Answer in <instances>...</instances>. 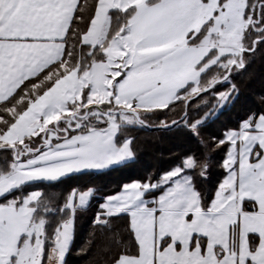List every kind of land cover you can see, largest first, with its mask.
<instances>
[{
	"label": "rangeland",
	"instance_id": "obj_1",
	"mask_svg": "<svg viewBox=\"0 0 264 264\" xmlns=\"http://www.w3.org/2000/svg\"><path fill=\"white\" fill-rule=\"evenodd\" d=\"M149 1L99 0L90 30L83 39L85 43L101 45L106 39L111 10H126L134 6L135 14L105 49L104 61L93 63L83 74H79L78 69H73L57 80L49 90L31 102L4 134H0V148H15L16 155L34 152L36 149L47 154L56 145L94 129L75 131L86 122H100L112 118L105 109L102 112L96 108L88 109L91 106L110 104L112 108L107 110H111L113 116L124 119L127 113L122 116L120 110L131 109L143 115L149 107L129 98L130 94L131 97H136L138 94L167 88L171 90L169 99L175 100L178 91L188 84H195L191 92L199 90L201 74L220 58L230 55V59L223 63L225 67H230L231 63L238 61L245 33L252 22L258 2L253 3L249 18L246 19L247 0H226L223 4L220 0ZM208 22H211V25L201 43L190 45L189 34H197ZM212 50H215L216 55L199 68L198 65ZM122 74V78L118 80ZM85 89L87 93L83 96ZM66 132L70 133L66 136ZM227 139L235 143V132H230ZM49 145L51 147H48ZM233 155L232 148L225 160L227 176L210 206L222 208L231 205V199L227 204L222 198L227 189L231 191L235 186ZM179 171L181 170L176 169L165 174L162 182L155 184H167L169 177ZM15 173V162L12 163L11 169L0 166V185L11 188L15 183ZM30 194L34 198L37 197L35 191ZM128 195L140 199V195ZM232 197L233 192L230 198ZM156 201L160 207L165 208L195 209L200 205L199 194L187 174L168 184L154 203ZM144 206L145 204L141 205ZM137 219L139 220V217L134 218V223L138 232L141 224L139 221L144 218L139 221ZM0 221H3L6 229L4 237L0 239V256L4 257L7 264H19L20 253L24 256L35 254L36 264H39L40 254L45 251L44 221L35 219L32 204L24 206L14 200L0 204ZM258 225L259 223L254 225L247 222V215H242L241 224L236 227L235 245L239 264H264V225ZM23 226H28L30 233L35 230V240L31 234H26L20 239ZM55 235L56 232L53 236V246L48 253V264H54L52 257L55 255ZM141 244L145 252H148V249L153 250L151 242L145 248L141 238Z\"/></svg>",
	"mask_w": 264,
	"mask_h": 264
},
{
	"label": "trees",
	"instance_id": "obj_2",
	"mask_svg": "<svg viewBox=\"0 0 264 264\" xmlns=\"http://www.w3.org/2000/svg\"><path fill=\"white\" fill-rule=\"evenodd\" d=\"M156 0H150L153 3ZM226 0H220L223 4ZM258 1L253 13L252 22L248 27L244 36L243 56L242 62L240 56L238 61L231 63L232 69L227 77L223 79L229 71L230 67L223 66L224 62L230 59V55H225L218 60L217 63L207 68L200 77L198 82L199 90L191 92L195 84H188L177 93L175 99L177 103L174 109L167 114L169 119L177 118L182 110L185 109V102L191 100L193 97L197 99L193 104L188 105V111L191 113L197 104L203 99H212L217 90L229 89V82H233L236 87L240 89V100L232 107L227 109L218 120L213 121L207 126L203 132V138L207 145V157L201 159V166L196 170L187 172L191 178V183L194 189L198 192L201 206L208 208L212 203L216 192L218 191L224 178L227 176L225 167V160L231 148V144L223 145L219 142L213 144V139L219 138L224 132L225 127L231 131H236L238 124H243V121L248 117L249 112L253 114L264 102L259 100V97L264 95V0H247L245 17L249 18L253 3ZM99 0H79V4L75 11L73 20L69 27L65 38V52L62 59L51 66L44 69L38 75L26 79L21 83L19 88L5 101L0 102V134H4L9 127L14 123L16 118L23 113L37 97L49 90L54 83L60 78L67 75L73 69H78L79 74H83L89 70L93 63L104 61L106 59L105 49L109 46L111 40L122 32L127 26L130 18L135 14V7L131 6L126 10L113 9L110 11V24L106 39L101 45H91L83 42V35L88 32L92 20L95 16ZM211 22L206 23L197 34L191 32L188 36V43L190 45H198L208 32ZM194 35V37H193ZM216 55L215 50L202 60L198 65L200 68L203 64L208 62ZM247 63L248 66L241 70V65ZM230 65V66H231ZM123 74L118 78H122ZM213 83L216 86L208 89L205 93L203 90L209 88ZM87 90H84L86 96ZM201 93H204L202 96ZM74 105V104H73ZM99 109L104 111L112 108L110 104L104 103L100 106H91L88 109ZM204 109H201L203 111ZM140 118L145 123L155 124L160 119L156 112H145L140 115ZM84 126V127H83ZM79 130H87L88 128H99L103 125L100 122L85 123ZM125 135H132L136 137L135 149L140 153V159L143 162V167L137 172H122L119 169H114L110 173L98 175L94 171H84L76 174L71 180H60L54 182L37 181L24 185L11 192V196L0 204L9 203L14 200L17 204L22 203V198L29 195L34 190L43 189L44 195L39 196L35 203L32 204L34 208L35 219L44 221L45 230V249L49 250L53 246V236L57 230L58 222L61 217L60 211H52L54 208H59L63 197L68 193V190L73 186H78L81 190L86 189L90 185H105L102 192L111 193L121 182H126V179L131 177L133 182H138L141 179L151 180L153 184L162 182L163 177L157 180L156 173L164 171L165 174L176 169L182 168L180 166L179 157L180 152L175 148L177 142L174 139H167V134H161L151 127H135L128 126L122 128ZM67 134L70 132H66ZM228 136V135H227ZM227 136L224 139H227ZM63 137V136H60ZM65 137V134H64ZM183 151L192 149L197 152L201 151V146L195 141L189 144L180 145ZM12 147L2 146L0 148V156L10 157L13 155ZM211 165L208 172L204 171V167ZM0 166H4L0 162ZM152 172V176L147 174ZM207 176V179L203 177ZM169 183L159 185L158 192L150 193L145 199L150 201L149 206L154 205L156 200L165 190ZM52 187H59L53 189ZM95 203V202H93ZM248 209V205H247ZM123 219V218H122ZM77 235L72 245V251L75 252L77 247L84 246L83 242L89 239V232L91 227L87 223V217H83L77 222ZM121 243L113 246V253L119 251L120 248L130 249L131 254L126 255L130 257L138 256L140 253L139 243L125 229L119 234ZM78 257L73 256V264H82L78 261ZM87 264V262H83Z\"/></svg>",
	"mask_w": 264,
	"mask_h": 264
},
{
	"label": "snow or ice",
	"instance_id": "obj_3",
	"mask_svg": "<svg viewBox=\"0 0 264 264\" xmlns=\"http://www.w3.org/2000/svg\"><path fill=\"white\" fill-rule=\"evenodd\" d=\"M20 4L21 0H13L14 8L19 7ZM0 22L3 21L0 20ZM247 66L248 64L244 63L241 65V70ZM229 84V89L217 90L211 100L203 99L191 113L187 110L188 105L193 104L197 98L193 97L186 101L185 109L175 119L167 117V114L174 109L177 103L176 100L169 99L170 89H159L147 94H138L136 97H131L130 94L129 98L138 100L139 104L149 106L146 111L158 113L160 117L158 122L155 124L145 123L142 119H136L140 116L139 113L125 109L120 110V115L123 116L127 113L126 118L120 119L119 116L109 113L112 118L100 121L102 127L74 136L71 140L56 145L47 154L36 149L34 152L16 155L15 148H11L14 154L10 157H0V161L8 169H11L12 163L15 162V183L11 188L0 185V201L10 197L13 188L18 189L22 185L38 180L49 182L71 180L76 174L83 173L85 170H97L98 175L110 173L114 169H119L122 172H137L143 167V162L140 159V153L134 147L136 137L125 135L122 132V128L128 126L151 127L161 134H167L168 140L170 138L177 142L175 148L180 152L179 162L182 171L169 177L167 182L171 184L185 173L196 170L198 166H201V159L207 157V145L203 138V132L210 123L218 120L227 109L240 100V89L231 81ZM207 91L206 89L205 93ZM201 95L203 96L204 93ZM259 100L264 102V95L260 96ZM152 105H159V107H151ZM201 109L204 110L201 111ZM260 117H264V103L254 114L250 111L243 124H238L235 135L239 136L242 130L261 131L256 128V121ZM244 125H247L246 129ZM228 134L229 130L225 127L221 136L213 139L212 143L231 144V140L224 139ZM193 140L201 146L199 154L192 149L183 151L180 146L181 144L187 145ZM253 143L258 145L260 141L254 140ZM42 147L44 146L42 145ZM261 154H264V149L261 150ZM185 165H190V167ZM210 167L211 165L208 164L207 167H204V171L208 172ZM168 171L170 172L171 169ZM147 175L152 176L153 173L149 172ZM155 175L159 180L165 175V172L160 171ZM203 178L207 179L208 177ZM104 186L90 185L84 190L73 186L63 197L59 208L52 209V211L63 210L55 235V255L52 257L54 264H73V256L78 257V261L82 264L83 262H87V264H124L122 258L131 254L130 249L124 248L113 253V246L121 243L119 234L125 229L135 239L133 220L149 211L141 205L150 202L145 198L150 193L158 192L159 185L153 184L148 179H141L134 183L129 177L126 182H121L111 193L102 192ZM34 191L37 193L36 198L44 195L43 189ZM129 193L140 195V199H134L133 196L128 195ZM36 198L31 194L26 195L22 198V203L24 206H30L36 202ZM83 217H87V223L91 227L88 234L89 239L83 242L84 246L77 247L73 252L72 245L78 232L77 222ZM5 231L4 223L0 221V239L4 237ZM26 234H31L33 240L36 239L35 230L30 233L29 227L23 226L20 239L22 240ZM20 255L19 264H36L35 254L24 256L20 253ZM48 260V250L45 249L40 254L39 264H48ZM0 264H7L3 256H0Z\"/></svg>",
	"mask_w": 264,
	"mask_h": 264
},
{
	"label": "crops",
	"instance_id": "obj_4",
	"mask_svg": "<svg viewBox=\"0 0 264 264\" xmlns=\"http://www.w3.org/2000/svg\"><path fill=\"white\" fill-rule=\"evenodd\" d=\"M78 4L79 0H21L14 8L13 0H0V102L23 81L62 59ZM256 128L261 131L242 130L231 142L235 186L222 198L227 204L231 199V205L204 208L200 203L185 209L160 207L157 201L145 204L149 211L139 217L144 220L137 219L139 233L135 229L140 253L124 256V264H239L235 231L242 215H247V222L264 225V117L256 121ZM141 238L144 247L151 242L153 250L145 252Z\"/></svg>",
	"mask_w": 264,
	"mask_h": 264
},
{
	"label": "water",
	"instance_id": "obj_5",
	"mask_svg": "<svg viewBox=\"0 0 264 264\" xmlns=\"http://www.w3.org/2000/svg\"><path fill=\"white\" fill-rule=\"evenodd\" d=\"M242 56H243V52H241V54H240V60H241V62H242ZM231 69H232V65L230 66L229 71H228V73L226 74V76H225L223 79L218 80V81H223V80L227 79V77L229 76V74H230V72H231ZM214 84H215V83H213L209 88H206V89L208 90V89L212 88V87L214 86ZM206 89H205V90H206ZM205 90H203V92H204ZM111 112H112L111 110H106V113H111ZM133 112H135V111H133ZM136 113H137V112H136ZM137 119H141L140 116L137 117ZM67 135H68V134L66 133V136H67Z\"/></svg>",
	"mask_w": 264,
	"mask_h": 264
}]
</instances>
